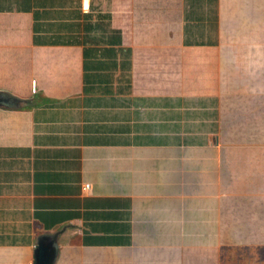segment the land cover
<instances>
[{"label": "crops", "instance_id": "0c3cea01", "mask_svg": "<svg viewBox=\"0 0 264 264\" xmlns=\"http://www.w3.org/2000/svg\"><path fill=\"white\" fill-rule=\"evenodd\" d=\"M259 53L264 0H0V264H244L216 150Z\"/></svg>", "mask_w": 264, "mask_h": 264}, {"label": "rangeland", "instance_id": "374dc122", "mask_svg": "<svg viewBox=\"0 0 264 264\" xmlns=\"http://www.w3.org/2000/svg\"><path fill=\"white\" fill-rule=\"evenodd\" d=\"M243 65L228 62L223 87L224 130L216 156L229 227L222 235L244 242L228 254L243 255L244 264H264V53Z\"/></svg>", "mask_w": 264, "mask_h": 264}, {"label": "water", "instance_id": "95a60500", "mask_svg": "<svg viewBox=\"0 0 264 264\" xmlns=\"http://www.w3.org/2000/svg\"><path fill=\"white\" fill-rule=\"evenodd\" d=\"M35 264H50V258L47 257L40 249L37 251V259Z\"/></svg>", "mask_w": 264, "mask_h": 264}, {"label": "built area", "instance_id": "2783aa9c", "mask_svg": "<svg viewBox=\"0 0 264 264\" xmlns=\"http://www.w3.org/2000/svg\"><path fill=\"white\" fill-rule=\"evenodd\" d=\"M33 90L35 91V86L33 87ZM84 189L85 190H89L90 189V186L89 185H85Z\"/></svg>", "mask_w": 264, "mask_h": 264}]
</instances>
